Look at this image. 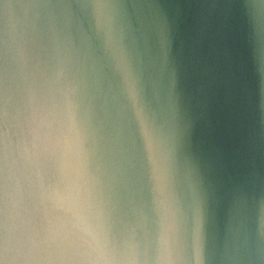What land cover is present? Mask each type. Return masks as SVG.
I'll list each match as a JSON object with an SVG mask.
<instances>
[{
  "label": "water",
  "instance_id": "obj_1",
  "mask_svg": "<svg viewBox=\"0 0 264 264\" xmlns=\"http://www.w3.org/2000/svg\"><path fill=\"white\" fill-rule=\"evenodd\" d=\"M0 264H264V0H0Z\"/></svg>",
  "mask_w": 264,
  "mask_h": 264
}]
</instances>
